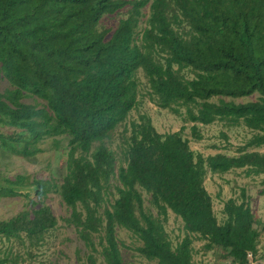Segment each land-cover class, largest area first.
<instances>
[{"label": "trees", "instance_id": "obj_1", "mask_svg": "<svg viewBox=\"0 0 264 264\" xmlns=\"http://www.w3.org/2000/svg\"><path fill=\"white\" fill-rule=\"evenodd\" d=\"M121 9L125 16L112 28L98 27ZM138 68L149 99L190 121L193 139L201 138L196 122L216 119L242 123L250 136L234 154L203 155L182 135L184 124L159 132L149 115L138 113L126 127ZM0 82V122L23 131L0 130L1 148L28 155L42 138L54 144L65 138L60 182L29 184L38 195L52 186L59 192L70 209L65 220L83 242L84 264H126L116 226L134 235L133 248L152 264H195L193 239L217 259L254 264L259 221L244 189L239 200L223 201L218 220L203 179L207 169L241 168L245 175L262 173L264 184V0H0ZM251 94L254 99L235 100ZM121 122L128 134L124 163L115 166L104 140ZM111 179L116 196L110 200ZM23 180L0 175V193L16 194L26 187ZM140 189L154 212L143 208ZM166 209L182 223L174 245L163 227ZM55 223L50 206L40 202L0 220V234L20 239L23 232L33 244ZM4 260L16 264V254Z\"/></svg>", "mask_w": 264, "mask_h": 264}, {"label": "rangeland", "instance_id": "obj_2", "mask_svg": "<svg viewBox=\"0 0 264 264\" xmlns=\"http://www.w3.org/2000/svg\"><path fill=\"white\" fill-rule=\"evenodd\" d=\"M146 12L147 9H145ZM125 13L121 9L103 16L98 27L107 26L112 28L120 17L125 16ZM183 71L187 77L192 75L187 70ZM136 78L138 80L137 102L127 112L123 121L126 127H128V120L136 119L138 113L149 115L153 126L159 132L176 130L181 124H184L182 135L188 138L191 149L200 151L203 155L217 151L234 154L236 153V146L241 145L251 134V130L242 123L229 125L216 119L207 124L196 122L201 138L195 140L189 133L190 121H184L179 113H175L168 108H161L149 99L145 92L149 88L148 83L141 68L136 71ZM2 87L3 83L0 82V90ZM254 98L255 94H251L234 99L245 101ZM212 99L215 98L212 97ZM24 101H32V99L25 98ZM178 108L180 112H183L182 106ZM122 128L123 123H118L111 130L109 139L104 140L105 144L113 151L115 166L124 163L123 151L126 146L124 137L128 134V129L124 131ZM0 130L3 134L14 130L23 133L21 129L3 122H0ZM221 133H224L226 138ZM57 137V144H54L50 137L42 138L36 143L41 148L28 155L11 152L0 147V175L9 177H13L15 174L23 175V183L27 187L22 188L16 194L0 193V220H6L21 210L35 208L40 205V202L48 204L56 217L55 225L43 233L42 240L38 243L29 244L23 232H20V239L13 236L6 238L0 234V258H7V256L16 254V264H84L83 242L77 236L74 226L65 220L70 209L61 199L59 192L53 189L52 186L44 195H38L32 185L29 184L32 179L45 180L46 183H49V186L53 182L56 184L60 182L66 171L67 147L65 146V138ZM258 149H262V147ZM262 178V173L245 175L241 168H232L224 172H212L207 169L203 179V185L211 196L212 209L218 220L224 216L221 210L223 201L229 196H234L236 200H239V190L240 188L244 189L249 206L259 221L256 224L259 236L257 258L254 264H263L262 255L264 254V195L259 193V189L264 186L261 182ZM113 182L114 180L111 179L107 191L110 200L116 196ZM140 192L143 208L154 212L155 208L148 201V194L142 189H140ZM76 207L82 210L80 205ZM181 224L180 218L169 209H166L163 227L172 245L179 241L183 234ZM115 234L122 242L118 246L126 264L153 263L133 248L139 241L128 230L116 226ZM202 242L201 239H193L191 242V256L195 264H230L229 258L217 259L215 250L202 248ZM97 259L101 260L98 254ZM4 262L8 264V261L4 260Z\"/></svg>", "mask_w": 264, "mask_h": 264}]
</instances>
